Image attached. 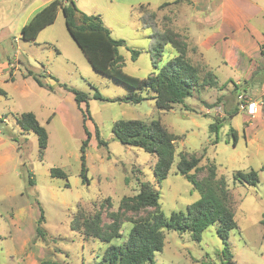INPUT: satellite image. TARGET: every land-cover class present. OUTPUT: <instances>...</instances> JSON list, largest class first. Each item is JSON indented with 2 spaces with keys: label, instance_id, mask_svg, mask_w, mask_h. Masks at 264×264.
<instances>
[{
  "label": "rangeland",
  "instance_id": "rangeland-1",
  "mask_svg": "<svg viewBox=\"0 0 264 264\" xmlns=\"http://www.w3.org/2000/svg\"><path fill=\"white\" fill-rule=\"evenodd\" d=\"M45 1L0 0V264H102L110 244L98 238L85 239L71 228V219L79 207L93 211L107 197L112 199V206L107 208L117 210L122 197L139 192L142 182H150L160 192L167 219L174 211L186 212L200 193L177 170L182 151L202 156L200 165L204 167L210 162L216 164L218 176H224L228 183L238 224L229 237L232 263L264 264V60L259 53L255 55L256 48L249 47L255 58L243 53L247 63L244 69L238 68L242 54L233 43L238 31L235 25L227 24L229 21L218 22L220 0L177 4L175 0H75L81 10L100 15L115 38L126 41L120 48L123 69L135 77H148L176 54L172 43L167 42L158 68L154 66L152 36L156 30L180 36L187 58L199 69L200 81L194 96L169 110H160L155 99L134 103L96 98L97 91L115 99L133 90L91 66L70 35L62 10L37 39L23 40V26L45 6ZM210 1L215 4L211 6ZM166 2L169 4L162 6ZM259 5L263 8L257 6L254 11H264V1ZM206 10L215 15L214 26L205 21ZM142 19L153 23L155 29L144 25ZM255 23L258 19L250 24ZM247 30H252L250 25ZM251 41L256 45L255 39ZM133 49L140 51L136 59ZM30 72L45 86L29 76ZM210 78L215 83L211 84ZM60 83L90 95L92 119L85 120L86 103L79 105L74 93ZM240 95L259 102L256 114L241 108ZM235 108L239 111L232 115ZM25 112H33L48 131L43 157L37 133L24 130L18 123L17 118ZM119 119L160 120L169 131L181 136L166 179L156 181L154 154L115 137L113 125ZM219 121L213 130L211 124ZM95 124L108 145L99 146ZM86 127L92 134L85 152L89 182L81 174ZM53 167L63 169L67 179L52 176ZM253 169L259 171L256 185L242 184L234 178L238 170ZM197 175L205 177L206 171ZM41 208L46 236L37 232ZM105 219L109 221L107 215ZM131 225L125 222L124 235ZM218 226L216 222L205 229L201 241L193 240L190 231L166 230L165 246L155 253L156 264H224ZM122 241L115 239L112 244Z\"/></svg>",
  "mask_w": 264,
  "mask_h": 264
},
{
  "label": "trees",
  "instance_id": "trees-1",
  "mask_svg": "<svg viewBox=\"0 0 264 264\" xmlns=\"http://www.w3.org/2000/svg\"><path fill=\"white\" fill-rule=\"evenodd\" d=\"M183 1L191 0H175L173 3ZM165 4L169 3L166 2L162 6ZM59 10L63 11L70 35L81 48L91 66L99 73L110 76L133 90L126 97L115 99L106 98L97 91L96 98L134 103L144 99H155L160 110H169L175 104H182L186 98L194 96L200 81L199 69L189 61L186 56L185 43L179 40L180 36L173 31L159 32L156 30L153 34L155 44L152 46V58L156 68H158V59L162 57L164 44L172 43L176 54L164 66L146 78H138L124 71L125 62L120 48L126 45V41L115 38L100 15L89 14L81 10L75 0L74 4H70L68 0L50 1L23 26L21 38L27 41L37 39L42 29L54 23ZM142 21L144 25L155 29L153 23H148L143 19ZM139 54V50H132L134 59ZM29 76H32L40 86H45L39 76L32 72ZM50 76L59 82L56 76ZM210 83H215V80L212 78ZM60 84L74 93L79 105L86 103L85 120L92 119L89 112L90 95L80 89L69 87L67 83ZM49 89H52L51 85ZM238 111L239 109L235 108L232 115ZM17 120L24 130H33L37 133L40 157H43L49 140L47 129L41 125L33 112H25ZM219 123L220 121L212 123L211 128L216 130ZM113 131L121 143L141 147L157 157L154 174L158 183L167 178L175 161L176 142L181 138L180 135L169 131L160 120L146 122L141 119H119L114 122ZM86 133L87 138L81 147L83 153L81 174L84 181L89 182L85 152L92 134L87 127ZM232 134L237 140L235 129H232ZM95 135L99 146L108 145V142L101 138L97 124H95ZM179 156L178 172L192 182L194 188L200 193V198L189 204L186 212L174 211L167 219L161 206L160 192L154 189L150 182H142L139 192L124 195L117 210L110 211L107 208L112 206L111 197H107L100 207L93 211L78 208L71 219V228L80 232L85 239L98 238L110 244L104 253L102 264H156L155 253L162 251L165 246L166 230L190 231L193 240L201 241L204 230L216 222L219 223L217 233L224 243L222 251L225 258L224 264H233L229 237L231 230L237 228L238 224L228 183L224 176H218L216 164L210 162L206 167L200 165L202 156L187 151L180 152ZM203 170L206 171V176L199 178L197 172ZM51 175L67 179V173L61 168L53 167ZM234 178L242 184L256 185L259 182V171L238 170ZM31 183H33L32 180ZM40 210L37 232L41 236H46V231L42 226L45 221L44 210L42 208ZM105 215L109 221L105 219ZM125 222L132 224L127 235H124L122 230ZM262 222L264 224V220ZM121 238L123 239L121 244H112L115 239Z\"/></svg>",
  "mask_w": 264,
  "mask_h": 264
},
{
  "label": "crops",
  "instance_id": "crops-1",
  "mask_svg": "<svg viewBox=\"0 0 264 264\" xmlns=\"http://www.w3.org/2000/svg\"><path fill=\"white\" fill-rule=\"evenodd\" d=\"M52 0H46L44 3L48 4ZM194 0H191L192 2ZM206 2V0H203ZM244 3L241 2V0H220L219 3V9L220 13L217 18H219V23H224L229 21L227 24H233L235 25L238 33L237 37L235 38V41L233 42L234 45L237 48H240L241 50V56L238 61V68L242 67L243 64L247 63L243 59V53L247 54L248 56L255 58L254 54H251L247 49L249 47H252L253 49H257L254 53L255 55L259 53V56L262 60H264V11H254L255 7L259 6L260 9L263 8L262 5H259V2H262L264 0H243ZM211 6L212 4H215V2L210 1ZM45 4V5H46ZM206 5V4H205ZM206 6H210V4H207ZM213 9V8H210ZM209 9V10H210ZM205 21L210 26H214L212 24L214 14H211L212 11H203ZM258 19V24L251 25L250 23H254V20ZM230 23V24H229ZM248 25L251 26V31L247 30ZM231 26V25H230ZM206 36V35H205ZM204 35L202 37H205ZM252 39H255L257 42L256 45L253 43L254 41H251ZM255 46V47H254ZM238 60V59H237ZM245 66V65H244ZM244 69V67H242ZM245 69H247V66H245ZM264 87V85H263Z\"/></svg>",
  "mask_w": 264,
  "mask_h": 264
},
{
  "label": "built area",
  "instance_id": "built-area-1",
  "mask_svg": "<svg viewBox=\"0 0 264 264\" xmlns=\"http://www.w3.org/2000/svg\"><path fill=\"white\" fill-rule=\"evenodd\" d=\"M240 98H242L241 108L246 110L249 114L253 115L256 114L259 108V102L256 100H247L243 98L242 95H240Z\"/></svg>",
  "mask_w": 264,
  "mask_h": 264
},
{
  "label": "water",
  "instance_id": "water-1",
  "mask_svg": "<svg viewBox=\"0 0 264 264\" xmlns=\"http://www.w3.org/2000/svg\"><path fill=\"white\" fill-rule=\"evenodd\" d=\"M70 4H74V0H68Z\"/></svg>",
  "mask_w": 264,
  "mask_h": 264
}]
</instances>
